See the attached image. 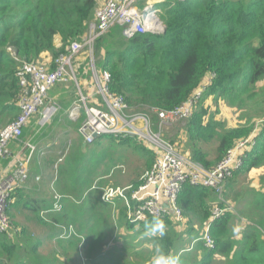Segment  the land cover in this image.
I'll return each instance as SVG.
<instances>
[{"label": "trees", "instance_id": "obj_1", "mask_svg": "<svg viewBox=\"0 0 264 264\" xmlns=\"http://www.w3.org/2000/svg\"><path fill=\"white\" fill-rule=\"evenodd\" d=\"M98 1L0 0V130L13 121L19 112L20 89L15 76L18 68L15 58L43 63L42 56L47 55L52 63L60 53L66 52L71 42L80 41L89 23L94 20ZM156 8L164 25L161 35L140 33L125 39L119 29L114 28L119 33L112 29L97 41L96 66L108 72L110 91L123 95L132 110L149 113L156 129L158 116L154 111L178 107L202 89V98L192 116L186 119L184 153L204 168H211L225 156L227 150L251 137L250 149L245 152L242 165L235 174H245L252 168L262 167L264 125L253 137L255 127L252 120L264 117V99H259L255 92L259 85H264V0H162ZM102 51L103 55L100 56ZM213 96L227 100L231 106L236 104L241 111L251 103L252 109H245L249 121L234 128H225L215 120L204 123L206 112L202 109L203 100ZM105 138L117 141L113 136L103 135L93 145L99 146ZM121 139V144L131 143L134 150H141L140 143L134 141L133 137ZM206 143L215 144L214 158L203 151ZM89 152L96 154V151L84 147L82 152H69L64 156V167L60 166L55 182V187L64 198L60 212L50 211L54 201L50 188L51 200L44 198L35 201L34 204L39 207L31 205L30 210L37 215V219L40 209L42 212L49 210L47 216H51L50 222L54 227H51L46 239L55 240L67 259L65 264L73 262L71 257H66L69 251L77 258L82 255L85 258L83 264H137L135 258L140 259L142 264H150L152 250L144 258L137 253L139 248L122 247L118 252L106 248L114 238L109 216L112 208L110 203L104 204L100 197L102 190L99 188L104 187L105 181L98 182L95 188L92 185L94 180L86 178L84 172L80 173V166ZM144 155L150 168L153 157L146 151ZM44 159L53 170L54 161ZM98 162L100 160L92 164L93 169ZM86 172L89 177L93 173L90 168ZM140 183L139 180L132 186L137 187ZM184 189L199 190L188 185ZM67 196L78 199L77 203L68 201ZM84 199L86 207L79 204ZM115 202L120 226L129 230L133 231L135 225L154 219L151 217L145 222L129 223L122 201L117 198ZM181 202L180 196L178 205ZM258 204L263 213L260 220L247 225L240 239H236L230 231L231 213L211 220L208 207L203 209V219L210 224L209 234L214 239V247L206 250L197 241L194 249L202 255L197 264H212L215 256H222L223 264H264V199H260ZM70 225L77 236L60 237L63 229ZM20 233L16 235L20 236ZM0 235V264H4V260L13 261V264H61L56 258L37 255L39 242H31L24 233L19 239L25 244L23 248L7 240L6 234ZM158 242L166 251L173 247V241L168 248L162 240Z\"/></svg>", "mask_w": 264, "mask_h": 264}, {"label": "built area", "instance_id": "obj_2", "mask_svg": "<svg viewBox=\"0 0 264 264\" xmlns=\"http://www.w3.org/2000/svg\"><path fill=\"white\" fill-rule=\"evenodd\" d=\"M159 1L102 0L94 11V20L89 23L80 41L71 42L66 52L60 53L49 64L18 60L9 48L18 62L15 76L18 78L20 89L19 112L13 121L0 130V160L12 157L9 144L21 143L22 131L30 123L31 117L40 114L45 123L59 110L58 106H52L49 111L40 113L48 99V91L57 85L73 83L77 100L67 110V115L77 121L81 111H84L85 118L78 128V135L85 144H92L103 135L116 138L131 136L144 141L155 155L152 165L145 171L137 187L129 185L124 188H105L101 194L104 203L115 204L114 200L119 198L125 208L126 219L132 224L145 222L151 217L162 219L166 216L173 217L177 223H183L178 199L185 185H188L195 189L207 188L216 195L217 202L210 209V219L216 220L226 213L233 212V208L223 199V188L225 182L241 167L245 149L251 146V137L227 150L225 156L211 168H204L178 151L174 143L160 132V128L166 124L183 121L192 116L194 108L203 96L202 89L178 107L154 111L158 116V129L155 130L149 115L144 112L130 113L124 96L115 95L110 91L108 72L96 69L95 45L110 30L118 28L120 35L125 39H131L140 33L161 35L164 25L156 8ZM81 60L87 62L95 87L94 96L100 100L99 104L90 105L88 97L82 93L80 80L76 77ZM23 147L28 153L23 155L22 159L14 158L17 168L13 175L0 179V234L9 237L13 229L7 214L11 193L17 184L27 180L28 165L37 151L36 146L30 142L24 143ZM61 161L62 159L59 162ZM53 198L50 211L60 212L64 198L56 193ZM57 204L61 206L59 211L55 208ZM48 211L41 214L44 215ZM209 226L207 222L203 236L197 240L206 250L214 247ZM69 236H77L71 225L63 229V234L60 235L64 238Z\"/></svg>", "mask_w": 264, "mask_h": 264}, {"label": "crops", "instance_id": "obj_3", "mask_svg": "<svg viewBox=\"0 0 264 264\" xmlns=\"http://www.w3.org/2000/svg\"><path fill=\"white\" fill-rule=\"evenodd\" d=\"M42 59L43 63L49 64L51 62V57L47 55H43ZM84 64L85 62L81 60L80 67L82 68ZM50 66L51 65H49V67ZM52 67L53 66H51V68ZM81 75L80 83L85 85L86 88L88 81L91 80L92 86V79L84 76L82 78ZM85 91L86 92H84L83 94L88 97L90 105L100 103V100L94 96L93 90L90 91V89H85ZM47 98L48 99L46 101L45 107L41 109L40 113L42 114V112L44 113L46 111H49L52 106H58L59 110L53 113L50 117L51 119L45 123L40 114L34 116L30 123L26 127H24L22 131L21 138L24 140L20 138L21 143L13 142L9 145L10 154L12 157L0 160V179H6L8 177H11L17 168V163L16 161H14V158L17 157L19 159H22V156L28 153V150L23 147V144L26 142H30L36 146L37 151L31 158V163L28 165L27 180L22 184H17L11 193V202L7 209L8 215L10 217H19L20 215L23 217L26 216L27 218L29 216L28 214H34V212L30 210L31 205H33L34 208L39 207L38 204H34L35 201L38 202L44 198L47 200H51L48 188H55V179L57 177L54 176L53 178V170H51L49 164L46 165V163L44 162V158L53 160L54 163H52V166L54 167L56 161L59 159H63V156L70 152L71 148L77 150L78 153L81 152L85 146L82 137L78 135V128L80 126V123L82 119L85 118L84 111H81L80 119L77 121H74L67 115V110L71 108L73 103L77 100L76 87L74 86V84H61L51 88L48 91ZM256 119L257 118H254L252 120V124L255 127V133L253 137H255L259 133V130L261 129V126L263 124V122L257 121H264V119ZM248 121L249 120L246 117L244 120H242L239 126L244 125ZM175 133L176 132H174V134ZM176 135L177 134H175V136ZM100 144L104 147L107 143L105 141ZM249 149L250 146H247L245 151ZM144 165H147L146 160L144 161ZM148 168L149 167L147 166L146 170ZM50 177L53 178L52 181ZM104 177H106V175ZM36 178H39V180H37ZM129 184L132 185L133 183L130 182ZM40 187H42V190H40ZM210 193L212 192L207 188L199 190L184 189L182 193H180L182 202L179 205L182 210L181 212H183L182 215L184 221L183 223H176L185 225V228H183L184 242L186 239L185 234L188 231H195V229L201 224H204L206 227L207 220L203 219L202 210L206 209L207 207L208 210H210L211 207L217 202V197L215 194L213 195V193V198L208 201V195ZM223 199L225 203H228L234 209V211L231 212L233 217L230 222V231L232 234H234V237L236 239H240L242 237V232L247 227V225L256 224V222L260 220L263 214L261 213L260 204L258 203L260 199H264V165L259 168H252L248 172H245V174H235L231 179L226 181L223 188ZM62 204L64 205V203ZM41 213L42 210L40 209L39 215H42ZM26 221V219L23 220L22 226H20L21 228H16L19 233H25V231L27 230L26 227H29ZM236 228H239L238 233L235 231ZM21 236L22 235L16 236V238L21 239ZM194 237L195 239L191 242L190 246L185 251H188V260L192 258V261L196 259H198L199 261L202 255L199 251H195L194 247L200 236L195 234ZM15 242L16 241H14V243ZM16 244L18 243L16 242ZM24 245L25 244L19 240L18 246H21L23 248ZM151 250L152 248L150 247V251Z\"/></svg>", "mask_w": 264, "mask_h": 264}, {"label": "rangeland", "instance_id": "obj_4", "mask_svg": "<svg viewBox=\"0 0 264 264\" xmlns=\"http://www.w3.org/2000/svg\"><path fill=\"white\" fill-rule=\"evenodd\" d=\"M101 1L102 0L98 1L97 7L101 3ZM160 1H162V0H160ZM114 31L119 33L117 31V29H114ZM102 53H103V51L100 53V56L103 55ZM97 61H98V57H97ZM84 62H85V64L82 66V68L79 67V69L76 71V77H78V79L80 80V75L82 73V75H81L82 78L84 76V77H87L89 79H92V76L90 75V70H89V67L87 65V62L86 61H84ZM96 69H98V68L96 67ZM92 86H91V80L88 81L86 88H85V85L80 83L82 93L86 92L85 89L86 90L90 89V91L93 90L95 92V87L93 85V81H92ZM263 88H264V85H259L255 91L258 94L257 97L259 99H262V100L264 99V92H263L264 89ZM253 104H254V102H253ZM236 107H237L236 104H234L233 106L229 105V102L227 100L215 99L214 96L209 97V98L207 97L206 99L203 100V104H202V109H204V111L206 112V116L204 117V123H207L208 121L210 122V120H212V121L215 120V121L221 122L223 124V127H225V128L238 127L239 124L242 122V120H244L246 118L245 115L247 114V112L245 111V109H247V111L251 110L252 104L251 103L248 104L247 108L244 107L242 109V111L237 109L238 107L237 108ZM129 112L130 113H143L144 112L147 115H149V113H147L145 111H143V112L134 111L131 108L129 109ZM149 116L151 117V115H149ZM33 117H31V120L33 119ZM258 119H264V117L263 118H257L256 120H258ZM186 122H187V120H183V121H179V122H175V123H169V124H166L165 126L160 128V132L162 133V135H165L166 138L171 140L174 143V145L176 146L177 150L180 151L182 154H185L183 149H184V147H186L185 142L187 139V137H186L187 134H185V132H184ZM257 122H263L262 125H264V121L258 120ZM157 129H158V126L155 130H157ZM174 132H176L175 133V134H177L176 136H175ZM109 139L110 138H105V139L100 141V143H103L106 141L107 144H106V146H104L106 148H104L103 145H101V144L99 146L93 145L94 143L84 146L89 151L90 150L96 151V154H95V152H89V155L86 156V159L84 160L85 162L80 166V173L84 172L86 178L88 177L91 180H94L95 183L93 182L94 184H92V185H94L95 188L99 184L98 182H104L105 181L104 187L99 188L102 191L105 188H107L108 186L113 187V188H117V187L118 188H124L125 186H128V184L130 182L134 183L137 180H141L145 171H146V168H147V165L146 166L144 165V161L146 160V162H147L146 156L144 155V151H146V153H148L149 155H151L153 157V161L155 158V155H153V152L149 149L147 144L144 141L142 142V141L138 140V138H134V141H138L140 143L139 146L141 147V150L139 149L138 151L133 149L134 147H133V145H131V143L123 144V143H125V142H123L122 143L123 145H122L120 142V140H122L121 138H117L116 139L117 141L113 140L110 142L108 141ZM22 140H24V139H22ZM181 146H183V147H181ZM203 146H204L202 148L203 151L204 150L207 151L210 154L211 158H214L215 157V154H214L215 144L214 143L213 144L206 143ZM70 152L77 153V150H75L74 148H71ZM66 158H68V156ZM64 160L65 159L63 156V159L61 162H59L60 161V159H59L54 164L53 178H54V176L59 177L60 168L63 166ZM97 160H100V162H98L97 166H95L93 169L92 164L94 162H97ZM89 168L93 171V173L90 177L88 176V173L86 172V171H88ZM106 169L109 170V172L105 173L104 171ZM105 175H106V177H104ZM56 180H57V178L55 179V181ZM49 190L51 192V198H53L55 193L60 195V196L62 195V193H60L59 189H57L56 187L54 189H49ZM213 195H212V193H210L208 195V201H210L213 198ZM67 197L69 198L68 201H72V202L77 203L78 199H73L70 196H67ZM84 201H85V199L80 200L79 204H84V207H86L87 203H84ZM111 204L109 206H110V208H112V212L109 214V216L111 217V221L113 224L112 235H114V238L109 241L110 244L107 246V248L110 247L109 250H112L113 252L120 251V249H122V247H125V248L127 247L128 249L129 248H131V249L132 248H134V249L139 248L138 250H136L137 253H141V255H140L141 257L147 258L150 254V247L152 248L153 242L150 239H147V240L141 239V234L143 233V231L145 229V224L152 221V220H148V221H146L145 224H142V225H140V224L135 225L133 231L125 228L124 226L120 227L121 223L118 221L119 215L117 217V214H118L117 209H116L117 203L115 202V204H113V203H111ZM179 208H180V205H179ZM180 210H181V208H180ZM233 211H234V209H233ZM7 214H8V212H7ZM182 214H183V212H182ZM28 215L29 216L27 218H26V216L23 217L20 215H19V217H15V216L10 217L8 215L9 219L12 221L13 229L11 231L12 235L10 237L6 235L7 240L16 241L19 244V238H16V236H17L16 234H18L19 232L16 230V228H21L20 226H22L23 220L26 219L27 220L26 222L28 223L29 227H26L27 232L25 231L24 234H26L29 237V240L31 242H33V243L39 242L36 254L42 258H44L45 256H47L49 259L56 258V259H58V261L61 264H65L67 259L64 257V255H62L61 249L57 245L55 240L46 239L47 234H49L50 230L52 229L51 227H54L53 224L50 222L51 216H47V213H45L44 215H39V217L37 219V215L35 216V213L34 214L30 213ZM161 220L164 222V224L166 226V236L163 238L162 241L165 243L167 248L171 245V241H173V244L171 245L173 247H170L167 250V252L180 256L182 264H197L198 259H196L194 261H192V258H190L191 261L187 259L189 254H187L188 251L186 252L185 250L190 246L191 242L195 239V237H194L195 234L199 235L200 238L203 236V233L205 230V225L204 224L199 225L195 229V231H193V230L188 231L185 234L186 239L184 242V236H183V228H185L184 224H177L175 219L170 217V216H168V217L166 216V218H162ZM24 223H25V221H24ZM43 223H47V224H43ZM56 228L58 229L59 227L56 226ZM0 241H2L1 235H0ZM35 241H37V242H35ZM202 247H203V245H202ZM20 248H22V247L20 246ZM195 251H197V250L195 249ZM127 253H129V250ZM127 253L124 255V257L127 255ZM66 257H71L70 259H73L72 264H76V263L78 264V262H82L83 260L85 261V258H83L82 255H80V257L77 258V257L72 255L71 251H69L66 254ZM13 258L15 259V257H13ZM135 259L138 260L137 264H142L140 262V259H138V258H135ZM4 261H5L4 264L5 263L13 264V261H7V262H6V260H4ZM223 261L224 260H223L222 256H215V259H213L212 264H223Z\"/></svg>", "mask_w": 264, "mask_h": 264}, {"label": "clouds", "instance_id": "obj_5", "mask_svg": "<svg viewBox=\"0 0 264 264\" xmlns=\"http://www.w3.org/2000/svg\"><path fill=\"white\" fill-rule=\"evenodd\" d=\"M60 205H55L57 211L60 210ZM235 231L238 233L239 228ZM166 236V226L159 218H154L152 221L145 224V229L141 234V239L152 240V256L150 264H182L181 258L178 255L167 252L161 243L158 241L163 240Z\"/></svg>", "mask_w": 264, "mask_h": 264}]
</instances>
